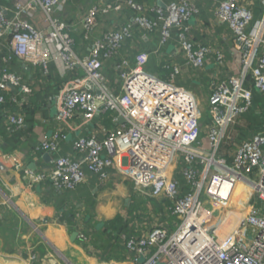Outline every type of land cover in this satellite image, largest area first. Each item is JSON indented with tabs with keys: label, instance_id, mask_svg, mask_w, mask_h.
Returning a JSON list of instances; mask_svg holds the SVG:
<instances>
[{
	"label": "built area",
	"instance_id": "2783aa9c",
	"mask_svg": "<svg viewBox=\"0 0 264 264\" xmlns=\"http://www.w3.org/2000/svg\"><path fill=\"white\" fill-rule=\"evenodd\" d=\"M10 1L12 14L0 5V41H9L10 57L41 67L44 73L49 72L52 60L61 61L71 71L76 67L84 70L59 94L56 120L64 124L81 115L87 123L110 111L116 113L117 123L120 117L124 119L102 139L94 135L79 138L74 144L79 159L58 156L47 172L26 169L31 182L49 181L58 189L70 190L84 183L89 174L106 177L107 170L116 167L143 192L164 198L178 220L176 229L155 226L142 236L127 237L126 246L136 264H264V134H254L238 144L232 163L221 155L222 145L231 140L229 128L252 107L253 88L264 93V18L248 31L253 19L249 9L235 0L220 4L216 15L233 32L242 70L214 86L208 98L209 113L204 114L197 96L174 81L181 73L180 65L165 64L171 68L170 78L165 80L147 71L150 55L146 51L139 52L132 65L127 59L117 60L123 44L138 29L159 32V47L163 48L172 38V29L178 28L177 38L189 65L204 67L212 53L222 65V53L188 37L185 24L197 13L192 1L159 0L119 28L104 31L93 40L85 58L75 51L72 26L62 18L67 0ZM134 5L135 0H97L82 19L85 37L92 35L101 16ZM109 60L120 71L119 92L112 89L103 72L104 62ZM10 84L23 93L31 92L20 74L4 71L0 105L17 101L9 97ZM8 120L12 129L25 123L23 115H10ZM62 137L66 135L60 130L38 149L56 153ZM175 166L180 167L186 185L171 176ZM240 182L248 187V211L238 227L224 234V221L215 211L227 207ZM203 195L213 211L205 208ZM80 237L87 239L84 233ZM141 256L146 259L140 260Z\"/></svg>",
	"mask_w": 264,
	"mask_h": 264
},
{
	"label": "crops",
	"instance_id": "0c3cea01",
	"mask_svg": "<svg viewBox=\"0 0 264 264\" xmlns=\"http://www.w3.org/2000/svg\"><path fill=\"white\" fill-rule=\"evenodd\" d=\"M96 1L67 0L62 13V18L72 26L74 49L82 58L88 56L91 43L104 31L117 29L131 21L132 16L160 3L159 0H135L130 9L103 15L92 35L86 38L82 19ZM190 1L197 13L185 24L188 37L196 44H209L222 53V65L217 62L215 53L207 56L204 67L189 65L177 38L178 28L172 29V38L163 48L159 47V32L138 29L123 44L117 60L127 59L132 65L135 56L146 51L150 55L147 71L165 80L170 78L171 68L164 65L178 64L181 73L174 81L192 91L199 101L207 99L208 102L214 86L230 75L239 74L242 66L230 26L219 21L216 15L224 0ZM235 1L252 12L248 31L264 18L261 0ZM0 5L12 14L10 0H0ZM25 17L31 18L28 14ZM4 71L20 74L31 92L23 93L20 87L10 84L9 97L17 101L8 100L0 105V264H136L126 246L127 237L142 236L155 226L173 231L178 223L164 198L143 192L142 187L116 167L109 168L106 177L89 174L84 183L70 190L58 189L49 181L32 183L26 175V169L49 171L58 156L79 159L75 142L92 135L102 139L107 130L119 124L115 121L116 113L99 114L87 123L81 115L64 124L56 120L57 98L70 79L84 74L81 67L71 71L61 61L52 60L49 72L44 73L41 67L10 57L9 41H0V81ZM103 72L112 89L119 92L122 79L115 61H105ZM253 94L252 107L229 128L230 146L226 142L222 145L221 155L229 163L233 162L238 144L254 134H264V93L253 88ZM16 114L23 115L25 123L21 128L12 129L8 119ZM60 130L66 137L58 139L56 153L38 149L42 141L53 138ZM170 174L186 185L179 166L173 167ZM246 191V187H238L233 202L240 198L248 203V197L244 198ZM229 207L230 203L220 209V215H215L224 221L221 227L224 234L241 224L236 223L235 212L225 215ZM81 233L86 234L87 239H82ZM139 259L145 260L146 256Z\"/></svg>",
	"mask_w": 264,
	"mask_h": 264
},
{
	"label": "rangeland",
	"instance_id": "374dc122",
	"mask_svg": "<svg viewBox=\"0 0 264 264\" xmlns=\"http://www.w3.org/2000/svg\"><path fill=\"white\" fill-rule=\"evenodd\" d=\"M100 24L102 25V22H100ZM200 107H201V109H202L204 114H208L209 113V106H208L207 99H203V100L200 101ZM239 187L241 188L242 186H239ZM248 196H249V193H247L246 198ZM235 199L237 201L233 202L234 199L232 198V200L230 202V207H229L230 209H227L225 211V215H228L230 212H233V213L235 212L234 214H236L237 218L236 217H234V218L237 220L236 223L239 224L240 221L245 216L246 212L248 211V208H247L248 207V203L245 204V202L241 201L240 198H235ZM202 201L204 202L206 209H208L210 211L214 210V207L212 206V204L210 202H208L206 200V197L204 195L202 196ZM215 214L216 215H220L221 212L219 210H216ZM225 218H226V216H225ZM175 229H176V226H174L172 230L174 231Z\"/></svg>",
	"mask_w": 264,
	"mask_h": 264
},
{
	"label": "bare ground",
	"instance_id": "6f19581e",
	"mask_svg": "<svg viewBox=\"0 0 264 264\" xmlns=\"http://www.w3.org/2000/svg\"><path fill=\"white\" fill-rule=\"evenodd\" d=\"M239 186L246 187V189H248V187H247L244 183L240 182V183L237 184V186H236V188H235V191L237 190V188H238ZM235 191H234V192H235Z\"/></svg>",
	"mask_w": 264,
	"mask_h": 264
},
{
	"label": "water",
	"instance_id": "95a60500",
	"mask_svg": "<svg viewBox=\"0 0 264 264\" xmlns=\"http://www.w3.org/2000/svg\"><path fill=\"white\" fill-rule=\"evenodd\" d=\"M123 122H124V119L122 117H120L119 118V123H123ZM157 264H164V262H158Z\"/></svg>",
	"mask_w": 264,
	"mask_h": 264
},
{
	"label": "trees",
	"instance_id": "16d2710c",
	"mask_svg": "<svg viewBox=\"0 0 264 264\" xmlns=\"http://www.w3.org/2000/svg\"><path fill=\"white\" fill-rule=\"evenodd\" d=\"M237 122H238V121H237ZM202 134L204 135V133H202ZM229 141L231 142L230 139H228V140L226 139V144H227V145L229 144ZM226 144H225V145H226ZM229 146H230V144H229Z\"/></svg>",
	"mask_w": 264,
	"mask_h": 264
}]
</instances>
